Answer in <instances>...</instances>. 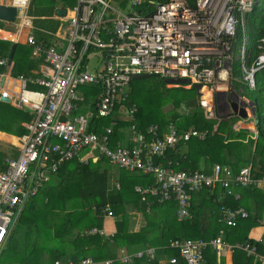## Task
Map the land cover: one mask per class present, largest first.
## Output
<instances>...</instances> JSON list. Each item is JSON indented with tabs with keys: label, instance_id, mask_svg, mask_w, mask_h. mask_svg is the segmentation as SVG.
<instances>
[{
	"label": "built area",
	"instance_id": "obj_1",
	"mask_svg": "<svg viewBox=\"0 0 264 264\" xmlns=\"http://www.w3.org/2000/svg\"><path fill=\"white\" fill-rule=\"evenodd\" d=\"M28 1L12 0V3L22 10ZM256 2L194 0L191 5L189 0H76L71 7L73 14L67 19L68 43L64 51L53 46L43 48L28 34L27 43L35 54L43 52L49 66L36 79L45 90L28 89L26 79L20 75L18 100L35 109V117L26 124L20 153L6 157L0 169V253L25 203L64 162L78 158L80 153H86L80 160L90 157L96 161L105 157L121 169L152 173L154 184L137 185L135 191L142 200L149 195L158 202L174 200L177 220L189 216L190 191L202 186L215 188L219 184L234 198L238 194L232 193L233 186L260 188L264 196V175L255 176L250 166L241 167L234 174L230 168L215 164L206 173L175 170L155 162L156 157L175 145L213 135V128L191 127L182 131L170 124L167 132L160 134L158 124L148 125L143 132L133 122L128 134L130 145L117 142L111 147L110 136L117 121L111 120L99 132L88 131V116L77 113L84 100L79 93L82 85H97L99 94L94 103V116L107 118L115 111L119 94L133 80V75L152 74L164 79H188L189 85L198 87L201 104L212 117L229 110L233 113L231 104L235 103L236 113L244 108L246 116L251 113L249 117L254 118L250 100L238 94L232 84L239 80L233 74L235 62L241 69L240 80L250 88L256 86V72L264 68V51H259L251 60L248 48L246 19ZM23 22L28 25V18ZM93 52L99 53L104 64L90 72L80 60L89 58ZM1 95L9 97L5 90ZM209 97L210 101L206 102ZM122 108L130 117L135 112L134 106ZM115 186L119 188V183ZM103 212L105 216L113 215L108 205ZM238 215L246 217L247 213L243 208H220V217L227 225H235ZM96 231L92 228L87 233ZM223 234L221 229L210 240L178 237L171 239L168 247L176 249L186 264H204L203 249L208 245L215 250L216 264H222L226 254L232 256L235 250H242L264 264V252L259 253L258 245L229 244ZM256 240L264 247V228ZM157 249L147 245L97 263L86 257L80 264H111L113 260L130 264L133 259L141 258L152 261ZM167 261L174 263L176 258L170 257ZM53 264L62 262L54 260ZM65 264L73 263L67 260Z\"/></svg>",
	"mask_w": 264,
	"mask_h": 264
},
{
	"label": "trees",
	"instance_id": "obj_2",
	"mask_svg": "<svg viewBox=\"0 0 264 264\" xmlns=\"http://www.w3.org/2000/svg\"><path fill=\"white\" fill-rule=\"evenodd\" d=\"M248 25V47L253 59L261 50L258 47L260 44L258 41L264 39V0H257L248 13ZM9 48V42L0 40V55H6L5 52ZM237 69L239 70L236 62L233 67L234 75L237 74ZM255 80L256 95L253 100L258 133L254 141L249 140V143H243L239 140V138L243 139V136L240 134L233 136V132L225 138L232 140L225 141L224 133H219V130H222L220 128L204 140L192 138L175 145L164 155L156 158L157 162L160 161L165 166L169 164L168 166L175 170H199L206 173L211 171L213 165L220 164L230 168L234 174L241 167L250 165L255 176L264 174V68L256 72ZM134 86L136 94L130 102L136 101L137 96L142 101V103L136 101L138 107L135 121H139L137 123L139 129L146 128L147 125L152 124L151 122H157L162 126L168 122H174L184 128L182 131L187 130L191 125L199 129L203 123L211 129L209 122L202 118V107L199 106L194 87L190 89H183L181 86L166 87L160 78H154L149 85ZM84 90L89 92V95L97 92V88L91 86H84ZM147 98L149 102L144 101ZM182 103L186 108H190L187 115H181L178 110ZM166 105L168 108L165 110ZM149 107L153 109L154 114ZM110 118L93 116L87 130L99 132L103 125L110 123ZM118 121L111 134V147L115 146L116 140L120 138L119 128L129 124L127 121ZM161 129L163 128L160 126V134ZM110 169L111 165L105 158L96 164L88 163L87 165L78 163L76 160L64 162L58 168L57 181L47 184L44 197H40L41 189L25 203L17 224L10 232L7 243L0 253V259L7 254L6 256H13L12 263L16 264H53L54 260H60L62 264H65L67 260L73 264H79L80 259L90 257L97 263L115 258L116 250L120 247L133 252L147 245H155L158 246L157 251L160 253L155 260L133 259L130 264H186L179 258L176 249L168 247L169 241L178 237L210 240L216 237L221 229L224 232V239L231 240L233 243L235 241L250 242L258 245V249L262 251V246L256 239L242 236V232L247 234L245 232L249 226L260 224L257 220L264 216L261 212L260 215L254 213L256 209L259 211V208L255 207L258 203L257 199L259 200L257 196L261 200L259 207L264 206V196L259 188L236 185L233 187V192H238L240 197L235 199L232 194L226 192L224 196L219 195L218 192L224 190L219 184L215 188L202 186L197 191H190L189 216L177 220V207L174 200L158 202L149 195L146 201H142L140 194L134 190L136 184L143 186L153 184L151 174L117 169L113 173L119 183V188H116L115 183L110 182L112 176ZM66 201H69V204H65ZM86 202L91 204L87 205ZM204 203L211 206L207 212L202 209ZM107 205L113 213L112 216L107 217L114 220L115 231L106 237L98 233V230L103 227L105 216L103 208ZM130 206L141 212L145 220L144 225L139 229H135L136 218L134 213L128 211ZM221 207L243 208L247 216L238 215L235 225H227L220 217ZM91 208L93 211L88 210ZM20 219H23L21 223L26 226L21 235L20 232H15ZM59 221L62 224V232L57 228ZM240 222H244L243 227ZM94 226L97 231L87 233ZM84 229L88 230L84 231ZM239 230L242 231L237 233ZM62 234L64 236H61ZM49 239L56 240L58 243L55 245L47 242ZM20 240L24 244L23 247H20L17 242ZM238 253L239 255H234L231 264H238L239 259H243V261L240 260L242 264H252V259L246 257L242 250ZM203 256L204 264H216V253L211 245L203 249ZM170 257H175L176 262L167 261ZM163 258L167 259L159 261ZM111 264L123 263L113 260Z\"/></svg>",
	"mask_w": 264,
	"mask_h": 264
},
{
	"label": "crops",
	"instance_id": "obj_3",
	"mask_svg": "<svg viewBox=\"0 0 264 264\" xmlns=\"http://www.w3.org/2000/svg\"><path fill=\"white\" fill-rule=\"evenodd\" d=\"M54 1L55 2H63L66 6L59 5V6H55V7H49L48 5H46L44 3L43 0H29L24 9H22V10L16 9L17 10L16 11V18L14 21L0 19V34L2 33L4 35L11 36V38H5V37L0 35V40H6L7 42L10 43L9 50L7 52H5L6 55L5 54L0 55V61L1 60L5 61L4 63L0 62V95H1V92L3 90H5L9 93V97H6L9 99V101H1L0 100V156H1V158H0V169L3 167L4 159L6 157H16L20 153V149H21V145H22L21 137L27 132L26 124L30 123L35 117V109H33L32 107H29L28 105H25V104L19 102V100H18V94H19V91L21 88L20 75L26 79V81H27L26 86L28 89L45 90L43 86H41L37 83L36 79L41 77L43 75V72H45V71L47 72L49 65L44 59L45 57H44L43 52H40L37 54H35L33 52L32 47L27 43L28 34H32L34 36L36 42L39 43L43 48H48V47L53 46L55 49H58V51H64L67 47V43H68L67 30L69 28L67 19H68V17H70L73 14L71 11V7H69L68 4L72 1H74L76 4V0H53V2ZM189 2L191 3V5L194 4V0H192V2H191V0H189ZM0 4L13 5L12 0H0ZM56 9H63L65 11V13L58 14L56 12ZM26 17L29 20L28 25L24 24V22H23ZM246 30H247V36H248V42H249L248 15H247V19H246ZM12 46H14V48H13L11 58L9 59V55H10V52L12 50ZM92 57H97V63L94 65V69L90 72H94V71L98 70L101 63H102V65L104 64V61H102L101 56L100 55L95 56V53L93 52L89 58H85V59L80 60V63L84 66V68L86 70L89 71V69H88L89 68V62H90V59ZM101 67H103V66H101ZM238 68H239V70L237 69V74H235V76L238 77L239 80L234 82V84H236V82H239L238 84H236V87L238 88L236 92L238 94H241L242 97L248 98L247 97L248 96L247 90H249L250 92H254L256 89V86H255V88H250L244 82H242L240 80L241 69L239 67V63H238ZM235 72H236V70H235ZM153 77L162 79V81L165 83L166 87H167V85L170 87L181 86L183 89H190L191 87H194L192 85H189V83H179V82L171 83V82H166L163 77H158V76H153ZM149 78H152V77H149ZM145 79H148V78H145ZM137 80H143V79H133L130 81L128 86L123 88L122 92L119 94V101L116 103V106L114 107L115 111L113 112L112 115H115V116L113 118H110L112 115L109 117L110 121L111 120H116V121L122 120V121L129 122V124L126 127L121 126L119 128L120 129V131H119L120 132V138L116 140L115 145L117 142H119L124 146H129L130 145V143L128 142L129 127H130L131 123L135 122L137 125V123L139 122V121L138 122L135 121V114L137 112V107H138L137 102L142 103V101H140L138 99V96H137V97H135L137 99L136 100L137 102L136 101L130 102V99L132 98V100H133V96H134V94H136V88L134 86L135 84H131V82L137 81ZM150 83L143 84V85H149ZM255 83H256V80H255ZM84 86H91V87L97 88L96 94L89 95V92L87 93L84 90ZM245 87L247 88L246 92H244ZM194 89H195L197 101H199V106L202 107L201 108L202 118L209 122L210 127H211V129L212 128L214 129V132L221 128L223 131L219 130V133L220 132L224 133V139L226 137H229V135H228L229 133L233 132V136L235 134H240L243 136L242 137L243 139L239 138V140H241L243 143H249L248 142L249 140H253V141L255 140V138L257 137V133H258V131H257V122L258 121H255L256 112H255L253 98L248 99V100H250V103H251L250 105L253 108L252 111L254 112V116H255L254 118L249 117V115H251V113H249L248 116H242V114L240 112L236 113L235 111H233V113H232L230 110L226 111L225 113L220 114L216 117H212L209 113L208 108H206L204 105L201 104L200 94H199L197 88L194 87ZM79 93L83 96L84 100L82 101V106L77 110V113L87 115L89 118V122H90L91 118L95 114L94 103L96 101V96L99 94V89L95 83H86L85 85H82L79 88ZM197 94H198V96H197ZM245 95H246V97H245ZM208 100L210 101V97ZM144 101L149 102L148 98ZM133 106L135 107V112L132 115V117H130L129 115L126 114L125 110L122 107L130 108ZM248 109L250 112L251 109L250 108H248ZM140 110H141V108H140ZM178 110L181 113V115H187L190 111V108H188V107L186 108L185 105L182 103ZM141 112H142V110H141ZM151 123L152 124H158L159 126H161L163 128V129H161V134L167 132V128L170 124H173L179 130L184 129V128L178 126L174 122H168V123L164 124V126H162V124L160 125L157 122H151ZM248 126H251V127H248ZM147 127H148V125L146 126V128ZM191 127H194V126L191 125L187 129H189ZM146 128L140 129V130L145 132ZM205 128L210 129L207 125H204V123H203V125H201L199 127V129H205ZM110 139H111V136H110ZM231 140L232 139H225V141H231ZM247 153H249V151ZM85 155H86V153H80L79 157H84ZM79 157L72 159V160H76L78 163H81L84 165H87L88 163L89 164L90 163L96 164V162L100 161L102 158H105V157H101L99 160L97 159L96 161H94V160H92V158L89 157L85 161L84 159L80 160ZM159 157H161V156H159ZM156 158H158V157H156ZM156 158H155L156 163L160 164L163 167L172 168V167L168 166L169 164L167 166H165V165H163L162 162H160V161L157 162ZM112 166L116 167L117 169H120V168L115 166V165H111V169H110L111 172L110 173L112 176L110 178V182L113 184V183H117L118 179H116L114 174H113L117 169H112ZM246 166H250V165H246ZM250 167L252 170V166H250ZM78 171L79 170H77V172ZM137 171H141V170H137ZM194 171H197V170H194ZM141 172H143V171H141ZM143 173H145V172H143ZM56 174H57V172L55 174L51 175L50 178L43 184V186L39 190L46 188L48 183L56 182L57 181ZM73 174L77 175V173H73ZM146 174L152 175L153 184H154L155 178H154L153 174L152 173H146ZM262 175H264V174H262ZM259 176H261V175H259ZM153 184H151V185H153ZM137 185H141V184L134 185V190H135V187ZM151 185H148V186L141 185V186L149 187ZM233 187H235V186H233ZM233 187H232V193L238 194V198H239L240 197L239 193L233 192ZM225 192L226 191L224 189L222 192H218V194L221 196H224ZM238 198H235V199H238ZM140 199L142 200L141 195H140ZM142 201H146V199L142 200ZM252 205H254V204L252 203ZM255 206H257V208H258L259 203H257ZM128 211L130 213H134V215H135V218H136L135 229H139L140 226L144 225L145 220L142 218V215L140 214L141 212L135 210L131 206L128 208ZM257 213H258V215H260L259 214L260 211H257ZM17 220H18V218L16 219V221ZM257 221L260 222V224H259L260 228H258V229L252 228L251 230H249V232H247V234H243V232H242V236L254 238V239L258 238L261 231L264 228V224H263L264 223V216H263V218H260ZM92 228H96V227L94 226ZM85 230H88V229H84V231ZM114 231H115L114 220L111 217L104 216L103 227L98 230V233L107 237V236L113 234ZM241 231L242 230H239L237 233H240ZM227 242H229V244L240 243V242H236V241H235V243H233V241H231V240H227ZM149 246L158 248V246H155V245H149ZM238 251L239 250H235V253L233 252L232 256L228 255V253H227L226 256L224 257V260H225L224 264H231L233 262L234 255H237V254L239 255ZM242 252L246 257H249L252 259V264H260L258 259H256L253 256H248L244 251H242ZM263 252H264V247L262 246V251L259 250V253L261 254ZM123 253H132V251H128L126 248L120 247L116 250L115 257L116 256L119 257ZM159 254L160 253L158 251H156V258L159 256ZM166 259L167 258L159 259V261H164ZM240 260L243 261V259H239V261H237L238 264H242V263H240ZM243 263H245V262H243Z\"/></svg>",
	"mask_w": 264,
	"mask_h": 264
},
{
	"label": "rangeland",
	"instance_id": "obj_4",
	"mask_svg": "<svg viewBox=\"0 0 264 264\" xmlns=\"http://www.w3.org/2000/svg\"><path fill=\"white\" fill-rule=\"evenodd\" d=\"M44 1V3L46 4V5H48L49 7H55V6H59V5H63V6H66L63 2H53V0H43ZM75 4V2L74 1H72V2H70L69 4H68V6L69 7H72L73 5ZM1 36H3V37H5V38H11V36H7V35H4V34H0ZM258 43H260V44H258V46L260 45L261 46V48L262 47H264V41L263 40H259L258 41ZM261 51H264V48L261 50ZM96 56H98L99 55V53H97V54H95ZM250 55V54H249ZM254 59V58H253ZM252 59V55H251V60H253ZM97 63V57H92L91 59H90V62H89V71H92L93 69H94V65ZM153 79H154V77H152V78H148V79H143V80H137V81H134V82H132L131 84H135V85H137V84H148V83H150L151 81H153ZM240 79H241V77H240ZM232 86H233V89L235 90V91H237V87H236V85L233 83L232 84ZM167 87H170V86H168L167 85ZM236 88V89H235ZM244 92H246V89H244ZM247 94H248V98H246V99H252L255 95H256V93L255 92H253V93H251L249 90H247ZM241 95V94H240ZM197 96H198V94H197ZM245 97H246V95H245ZM254 99V98H253ZM206 102H208L207 100H206ZM168 108V106L166 105V106H164V109L166 110ZM149 109H151V113L152 114H154V112H153V109L151 108V107H149ZM204 109V108H203ZM202 111V110H201ZM164 112V111H163ZM248 127H251V126H248ZM245 131V130H244ZM112 169H117L116 167H113L112 166ZM44 190H45V188H43L42 190H41V192H40V197L41 198H43L44 197ZM257 198H259V200L257 199V201H258V203L261 201L260 200V197L259 196H257ZM65 204H69V201H66L65 202ZM86 204L87 205H90L91 203H89V202H86ZM176 207H177V204H176ZM256 207V206H255ZM263 207L264 206H262V207H258L259 208V211L261 212V213H264V210H263ZM86 208V207H85ZM210 208H211V206L208 204V203H204L203 204V206H202V209L204 210V211H209L210 210ZM89 211H93V208H91V209H88ZM257 210L258 209H256V211L254 212V213H257ZM23 219H20L19 220V223H18V226H17V229L15 230V232H20L19 234L21 235V234H23V232H24V230L26 229V226L25 225H23L22 223H21V221H22ZM16 224H17V221L15 222ZM241 223V226L243 227L244 226V222H240ZM16 224H14V225H16ZM62 224H61V222L59 221V224L57 225V228H58V230L60 231V232H62L63 230H62V226H61ZM255 229V228H260V225L259 224H254V225H251V226H249L248 227V229L246 230V232L245 233H247L248 231H249V229L251 230V229ZM61 236H64L63 234L61 235ZM186 238V237H185ZM18 242V244L20 245V247H23L24 246V244H23V242L20 240V241H17ZM47 242H50V243H52V244H57L58 242L56 241V240H53V239H49V240H47ZM21 249V248H20ZM7 255V254H6ZM2 256V258L0 259V264H16V263H12V259H13V256ZM82 259H84V258H82ZM82 259H80V261H79V264L81 263V260Z\"/></svg>",
	"mask_w": 264,
	"mask_h": 264
},
{
	"label": "water",
	"instance_id": "obj_5",
	"mask_svg": "<svg viewBox=\"0 0 264 264\" xmlns=\"http://www.w3.org/2000/svg\"><path fill=\"white\" fill-rule=\"evenodd\" d=\"M16 7L13 5H5V4H0V19H4V20H9V21H14L16 18ZM56 12L58 14H63L65 13V11L63 9H56ZM13 48L14 46H12V50L10 52L9 55V59L11 58L12 52H13ZM153 76H157V75H152V74H139V75H133L132 78L133 79H145V78H149V77H153ZM166 82H179V83H188L189 80L186 78H165ZM198 89V87H197ZM0 100L1 101H9L8 98L0 95ZM231 108L233 111L236 112V110L238 111L235 103L231 104ZM239 112L242 114V116H246V112L244 108H241L239 110Z\"/></svg>",
	"mask_w": 264,
	"mask_h": 264
},
{
	"label": "clouds",
	"instance_id": "obj_6",
	"mask_svg": "<svg viewBox=\"0 0 264 264\" xmlns=\"http://www.w3.org/2000/svg\"><path fill=\"white\" fill-rule=\"evenodd\" d=\"M256 3H257V2H256ZM256 3H255V4H256ZM253 7H254V6H253ZM238 39H239V38H238ZM263 41H264V39H263ZM248 45H249V44H248ZM248 48H249V47H248ZM259 48H261V47H259ZM262 49H263V48H261V50H262ZM261 50H260V51H261ZM213 166H214V165H213ZM243 167H245V166H243ZM250 168H251V167H250Z\"/></svg>",
	"mask_w": 264,
	"mask_h": 264
},
{
	"label": "bare ground",
	"instance_id": "obj_7",
	"mask_svg": "<svg viewBox=\"0 0 264 264\" xmlns=\"http://www.w3.org/2000/svg\"><path fill=\"white\" fill-rule=\"evenodd\" d=\"M2 2H3V1H2ZM207 101H209L208 98H207Z\"/></svg>",
	"mask_w": 264,
	"mask_h": 264
}]
</instances>
